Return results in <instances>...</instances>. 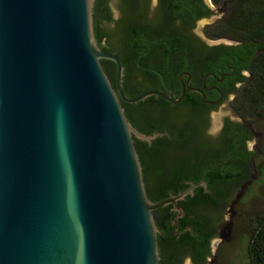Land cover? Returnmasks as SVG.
I'll return each mask as SVG.
<instances>
[{
    "label": "water",
    "instance_id": "1",
    "mask_svg": "<svg viewBox=\"0 0 264 264\" xmlns=\"http://www.w3.org/2000/svg\"><path fill=\"white\" fill-rule=\"evenodd\" d=\"M94 1L0 0V264H159L152 212L167 205L172 234L190 230L177 232V202L196 185L147 197L133 141L157 135L121 105L177 102L184 86L126 96L120 59L94 39Z\"/></svg>",
    "mask_w": 264,
    "mask_h": 264
},
{
    "label": "flooded vegetation",
    "instance_id": "2",
    "mask_svg": "<svg viewBox=\"0 0 264 264\" xmlns=\"http://www.w3.org/2000/svg\"><path fill=\"white\" fill-rule=\"evenodd\" d=\"M116 1L117 16L114 17L109 0H103L100 14L105 12L109 19L101 18L99 14L96 23L99 43L95 41L102 51L112 53L120 59L123 67L122 92L128 97H134L141 92L155 90L171 93V99L174 100L180 96L182 84L184 86L183 97L177 102L154 96L139 102L141 104L121 102L127 119L135 122L138 127L134 128L138 132L149 134L148 136L157 135L149 143L146 142L150 153L147 149L141 152L143 182L150 195V190L155 192L163 180L177 168L183 179L180 185L166 187V192H182L196 185L192 195H189L190 199L185 196L179 201L182 204L177 202L182 210V217L178 222L190 219L200 224L204 230L212 227L217 235L216 223L219 217L211 225L209 213L222 209L226 198L222 196L218 199L217 207L208 202L198 203L192 200L195 197L194 191L208 195L209 189L224 193L236 189L244 179L237 183L226 178L232 172L247 176L248 164L255 155L248 146V142L254 139V133L250 125L239 116L233 113L234 118L230 117V112H233L231 104L238 90L248 83L251 73L247 66L242 65L236 73V79L232 77L225 81L223 75L218 77L202 64L203 58L210 55L214 48L226 45L219 43L222 38H210L205 32L206 27L216 23L204 24V21L213 17L217 9L213 0ZM171 15L175 17L172 19ZM200 23L199 30L197 26ZM171 31L175 32L186 50L183 61L181 55H172L167 61L162 60L161 45L153 43L155 37L160 39L163 34L165 39L170 38ZM138 34L143 35V43L148 46L141 54L130 48ZM227 45L236 43L232 41ZM106 61L110 63L104 71L114 87L115 64ZM209 63L216 65L218 62L214 58ZM163 64L169 70L166 77L158 70ZM225 105L229 108L228 114L218 116L219 107ZM249 153L252 155L245 160L243 155ZM200 182L204 185L199 184ZM167 213L173 228L172 221L177 211L170 205ZM178 222L177 232L188 227L191 232L186 229L178 237L169 234L168 238L173 236L180 248L175 264H183L185 260L194 264L191 257L194 253L192 240L197 235L192 233L190 225L179 228ZM159 244L162 243L157 242L158 251L161 249L162 252L169 248L170 241L165 242L164 239L163 247Z\"/></svg>",
    "mask_w": 264,
    "mask_h": 264
},
{
    "label": "trees",
    "instance_id": "3",
    "mask_svg": "<svg viewBox=\"0 0 264 264\" xmlns=\"http://www.w3.org/2000/svg\"><path fill=\"white\" fill-rule=\"evenodd\" d=\"M213 3L216 6L226 4L228 8L221 21L205 28L207 36L210 38H226L236 43V45H224L214 48L210 55L207 54L203 58L202 64L208 67L210 71L215 72L218 77L223 75L225 81L230 80L232 77L236 79V73L239 68L242 65L247 66L251 73V77L248 83L238 90L231 104V109L234 114L244 121L248 119L264 120V0H213ZM102 4L103 0H95L93 7V33L97 43H99V37L96 36V23ZM100 17L109 19V15L105 12L100 14ZM170 17L173 19L175 16L171 15ZM182 18L183 20L185 19V17ZM163 35L160 39L155 37L153 42L161 45L162 60L167 61V58L172 55H181V58L186 55V50L182 45V41L176 36L175 32H170V38L165 39ZM143 39V35L138 34L137 39L131 43L130 48L136 53H143L148 48L147 44L143 43ZM147 41L148 40H146V42ZM163 42H165V44H163ZM214 58H216L218 62L216 65L209 63ZM100 62L103 69L110 63L106 60H101ZM158 70L164 77L167 76L166 72L169 71L166 64H163ZM128 120L133 127H138L135 122L130 119ZM133 143L141 165L143 162L141 152L143 149H147L150 153V147L147 146L145 141H140L138 139H134ZM251 155L250 153L244 154L243 157L247 160ZM246 177L247 176L244 177L239 174V172L235 171L228 174L226 178L240 183L241 180ZM182 179L183 177L180 171L176 168L167 179L163 180L164 182L161 183V186L155 192L150 190V195L147 186H145L143 182L146 195L152 202L161 201L170 196L177 195L180 192L171 191L169 194V192L165 191V188L170 185L173 187L180 185ZM194 195L195 197L192 202H208L217 207L218 205L216 206V204H218V199L222 198V196L226 198L228 192L224 193L223 191L209 189L208 195H205L201 191H194ZM186 198L190 199L189 195H187ZM178 203L182 204V202L179 201ZM168 206L170 205L152 212L157 231L162 233L160 235L157 232V242L162 243L159 244V246L163 247L164 239L165 242L167 240L170 241L168 249L162 252L161 249L160 252L158 251L160 256L159 264H175L177 254L180 253L179 244L175 241V238L173 236L168 238L169 234H172V226L167 213ZM186 209L188 210V207H186ZM209 222L213 225L217 220L214 221L209 218ZM178 223L179 228L190 225L192 233L197 235V237L192 240L194 253L191 257L194 264H204L206 257L210 255L209 241L215 236L213 228L210 227L208 230H204L200 224L190 219ZM246 259V264H264V207L257 215L255 224L250 233L246 247Z\"/></svg>",
    "mask_w": 264,
    "mask_h": 264
},
{
    "label": "rangeland",
    "instance_id": "4",
    "mask_svg": "<svg viewBox=\"0 0 264 264\" xmlns=\"http://www.w3.org/2000/svg\"><path fill=\"white\" fill-rule=\"evenodd\" d=\"M113 16H117V1L109 0ZM210 20L205 23L212 24L221 21L228 6L222 4L216 7ZM197 28L201 29V23ZM219 43L231 44L232 41L222 38ZM229 108L220 106L218 116L228 114ZM230 117L234 118L233 112ZM254 133V139L248 146L255 155L248 164L247 177L236 189L228 191L226 202L222 209L209 213V218L216 221L218 233L210 241V255L206 264H246V247L250 233L255 224L257 215L264 207V120L248 119ZM183 264H190L185 260Z\"/></svg>",
    "mask_w": 264,
    "mask_h": 264
}]
</instances>
